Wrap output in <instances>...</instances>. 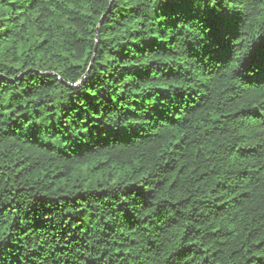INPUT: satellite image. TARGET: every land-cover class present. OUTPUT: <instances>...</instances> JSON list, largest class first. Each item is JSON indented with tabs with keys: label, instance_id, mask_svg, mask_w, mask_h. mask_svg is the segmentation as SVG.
<instances>
[{
	"label": "trees",
	"instance_id": "16d2710c",
	"mask_svg": "<svg viewBox=\"0 0 264 264\" xmlns=\"http://www.w3.org/2000/svg\"><path fill=\"white\" fill-rule=\"evenodd\" d=\"M0 264H264V0H0Z\"/></svg>",
	"mask_w": 264,
	"mask_h": 264
},
{
	"label": "water",
	"instance_id": "95a60500",
	"mask_svg": "<svg viewBox=\"0 0 264 264\" xmlns=\"http://www.w3.org/2000/svg\"><path fill=\"white\" fill-rule=\"evenodd\" d=\"M102 20H103V19H101V20L99 21V26L102 24Z\"/></svg>",
	"mask_w": 264,
	"mask_h": 264
}]
</instances>
